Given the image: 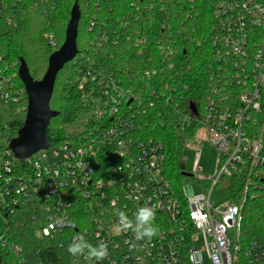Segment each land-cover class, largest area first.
<instances>
[{
	"label": "built area",
	"instance_id": "obj_1",
	"mask_svg": "<svg viewBox=\"0 0 264 264\" xmlns=\"http://www.w3.org/2000/svg\"><path fill=\"white\" fill-rule=\"evenodd\" d=\"M168 1L144 4L150 23L137 30L136 39L147 57L142 74L131 68L124 75L100 61L116 32L111 20L100 25L91 20L94 45L79 56V84L90 85L85 129L24 160L16 158L8 135L9 107L25 91L17 81L20 61L0 53V139L6 145L0 146V264H204L205 259L264 264V245L242 240L244 203L264 192V0H216L211 7L205 38L209 89L201 110L189 103L186 118L198 128L183 143L193 148L190 138L204 126L218 150L213 174L199 169L200 150L193 172L186 171L204 184L198 194L191 184L179 191L174 187L164 143L151 133L157 105L179 113L181 57L165 21ZM23 2L0 0V31L18 27ZM48 43L54 51L59 48L53 35ZM165 122L162 118L160 125ZM234 176L243 179L238 198L214 196L216 187ZM144 206L154 212L151 239L121 222L123 213L134 223L136 210ZM78 236L94 247L106 244L108 255L96 261L70 254L68 245Z\"/></svg>",
	"mask_w": 264,
	"mask_h": 264
},
{
	"label": "trees",
	"instance_id": "obj_2",
	"mask_svg": "<svg viewBox=\"0 0 264 264\" xmlns=\"http://www.w3.org/2000/svg\"><path fill=\"white\" fill-rule=\"evenodd\" d=\"M76 1L81 9L77 40L79 51L76 58L67 63L57 77L50 106L59 114L51 119L47 129L50 145L71 137V134H67L66 127L79 122L87 111L86 94L90 91V85L86 84L82 87L79 84L78 77L82 75L79 56L94 45L95 35L88 30L93 18H96L99 25L103 21L111 20L116 32V37L105 44L104 53L99 56L106 67L124 75L131 68L137 69L139 74H142L147 60L146 55L140 54L136 47L137 30L144 31L150 23L149 19V23L147 22V12L144 11L146 0H25L22 3L18 27L0 31V53L11 61L24 59L34 80H41L47 70L49 56L54 51L48 43V38L53 35L58 47L62 45L71 10ZM215 1L195 0L192 4L189 0H169L167 4L170 18L165 16V21L171 23L170 31L176 40V47L181 57L179 113L171 111L170 106L165 103L157 105L153 111L155 113L151 115L153 122L156 123L151 133L162 139L164 143L166 169L173 185L176 180L184 177L186 172L183 160L184 140L198 128L195 120L186 118V114L189 115V103L196 102L201 110L209 89L206 67V47L209 46V42L208 40L205 42V38L209 35L213 21L211 7ZM156 18L155 24L158 23V17ZM198 39L204 41L202 46L197 45ZM186 57L190 58L188 64L185 61ZM139 78L140 89L144 92L146 90L144 80L142 76ZM17 81L24 90V84L19 76ZM27 100V95L23 91L19 102L9 107L10 139L17 136L18 130L24 125ZM159 112L164 114L162 116L166 121L164 125H160L162 118L160 119ZM179 123L183 124L182 127ZM242 182L243 179L236 176L225 179L216 187L214 196L236 200L243 190ZM175 188L179 191L178 187ZM242 240L244 244L258 241L264 245V192L248 196L244 203ZM53 260L57 262V259Z\"/></svg>",
	"mask_w": 264,
	"mask_h": 264
},
{
	"label": "water",
	"instance_id": "obj_3",
	"mask_svg": "<svg viewBox=\"0 0 264 264\" xmlns=\"http://www.w3.org/2000/svg\"><path fill=\"white\" fill-rule=\"evenodd\" d=\"M81 9L76 1L71 10L65 39L62 45L51 53L47 70L41 80H34L24 59H20L18 74L27 93L28 104L24 125L18 130L17 136L11 139L9 147L19 160L31 157L41 149L50 145L47 129L53 117L59 112L53 110L50 101L53 96L58 74L71 62L78 53V33ZM192 109L197 113L195 104ZM184 175H189L184 172Z\"/></svg>",
	"mask_w": 264,
	"mask_h": 264
},
{
	"label": "rangeland",
	"instance_id": "obj_4",
	"mask_svg": "<svg viewBox=\"0 0 264 264\" xmlns=\"http://www.w3.org/2000/svg\"><path fill=\"white\" fill-rule=\"evenodd\" d=\"M84 119L85 116L82 115L80 119L81 121L67 126V134L76 135L82 132L85 129V125L83 123ZM190 143L192 144L193 148H184L183 151V160L186 171L189 173L193 172L196 153L200 150L201 156L199 160V169L206 174H213L218 159V150L209 140L206 128L204 126H201L197 131V134L190 138ZM0 146H6L3 139H0ZM175 182L176 183H174V186L178 187L179 190H182L185 186L191 184L192 192L195 194L200 193L204 186V184L197 180L196 177L184 176ZM202 244L203 242L199 240L196 245L201 246ZM204 264H209V260L205 259Z\"/></svg>",
	"mask_w": 264,
	"mask_h": 264
},
{
	"label": "clouds",
	"instance_id": "obj_5",
	"mask_svg": "<svg viewBox=\"0 0 264 264\" xmlns=\"http://www.w3.org/2000/svg\"><path fill=\"white\" fill-rule=\"evenodd\" d=\"M154 212L151 207H139L134 214V223L121 213V222L124 229L131 228L140 238L151 239L156 234L153 225ZM67 251L72 255H85L90 260H103L108 255L106 244L90 245L83 236H78L68 245Z\"/></svg>",
	"mask_w": 264,
	"mask_h": 264
}]
</instances>
